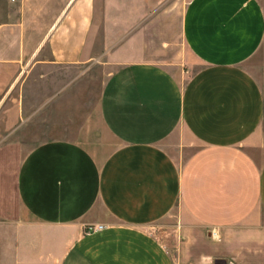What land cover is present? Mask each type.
Returning <instances> with one entry per match:
<instances>
[{
    "label": "crops",
    "instance_id": "obj_1",
    "mask_svg": "<svg viewBox=\"0 0 264 264\" xmlns=\"http://www.w3.org/2000/svg\"><path fill=\"white\" fill-rule=\"evenodd\" d=\"M173 1L8 2L0 65L26 66L17 80L65 71L58 96L92 61L118 65L100 96L117 140L106 157L69 139L27 156L20 140L0 145V220L54 228L57 264H264V0ZM180 39L201 64L189 75ZM183 131L200 147L180 162L168 146ZM178 205L176 233L150 230Z\"/></svg>",
    "mask_w": 264,
    "mask_h": 264
},
{
    "label": "rangeland",
    "instance_id": "obj_2",
    "mask_svg": "<svg viewBox=\"0 0 264 264\" xmlns=\"http://www.w3.org/2000/svg\"><path fill=\"white\" fill-rule=\"evenodd\" d=\"M8 2L11 1L0 0V21L11 19L13 8ZM189 2L174 0L171 5L182 12ZM43 35L36 31L27 34L31 44L38 43ZM178 45L180 73L189 75L201 64L184 47L181 39ZM262 56L264 58V51ZM117 67L107 58L92 61L80 79L56 96V86L69 77L65 71L39 67L26 71L17 80L26 66L0 65V145L20 140L24 156H27L43 142L69 139L80 142L99 160L103 159L117 146V140L103 123L100 96L105 82ZM43 73L47 74L45 78L41 77ZM178 139L168 148L177 149V156L183 162L200 147V142L187 131H183V136ZM180 211L178 205L167 218L150 226V230L165 238L172 236L178 229ZM186 218L190 225L192 222ZM36 222L31 215L15 225L0 220V264H57L51 257V237L55 229L40 227Z\"/></svg>",
    "mask_w": 264,
    "mask_h": 264
},
{
    "label": "built area",
    "instance_id": "obj_3",
    "mask_svg": "<svg viewBox=\"0 0 264 264\" xmlns=\"http://www.w3.org/2000/svg\"><path fill=\"white\" fill-rule=\"evenodd\" d=\"M12 2L17 1V0H11ZM105 228V225L103 224H94V225H88L85 227L86 233H92V232H97L101 231ZM215 233H213L214 235ZM191 264H213L210 262H199V263H191Z\"/></svg>",
    "mask_w": 264,
    "mask_h": 264
}]
</instances>
